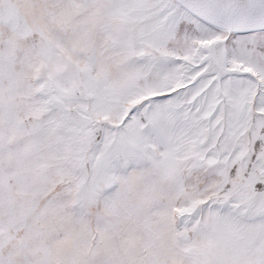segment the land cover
<instances>
[{
  "label": "snow or ice",
  "instance_id": "6c2138e0",
  "mask_svg": "<svg viewBox=\"0 0 264 264\" xmlns=\"http://www.w3.org/2000/svg\"><path fill=\"white\" fill-rule=\"evenodd\" d=\"M0 264H264V0H0Z\"/></svg>",
  "mask_w": 264,
  "mask_h": 264
}]
</instances>
